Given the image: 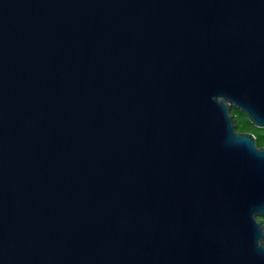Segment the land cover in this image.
<instances>
[{"label":"water","instance_id":"1","mask_svg":"<svg viewBox=\"0 0 264 264\" xmlns=\"http://www.w3.org/2000/svg\"><path fill=\"white\" fill-rule=\"evenodd\" d=\"M264 0H0V264H264Z\"/></svg>","mask_w":264,"mask_h":264},{"label":"trees","instance_id":"2","mask_svg":"<svg viewBox=\"0 0 264 264\" xmlns=\"http://www.w3.org/2000/svg\"><path fill=\"white\" fill-rule=\"evenodd\" d=\"M248 118V117H247ZM249 122V120H248ZM238 124V130L242 131V132H251L252 134L254 133L253 131H251V125L254 127L255 131H257V134H255L256 138H257V145L258 147H264V129L261 128H257L255 127L251 122L249 123L250 126H246L242 124V121H237ZM258 220L263 224L264 226V217L260 216L258 217Z\"/></svg>","mask_w":264,"mask_h":264},{"label":"rangeland","instance_id":"3","mask_svg":"<svg viewBox=\"0 0 264 264\" xmlns=\"http://www.w3.org/2000/svg\"><path fill=\"white\" fill-rule=\"evenodd\" d=\"M230 112H231V115L234 117V120H235V124H236V126H237V129H238V124H237V121H242V124L243 125H246V126H250V121L248 122V118H247V116L244 114V112H242L240 109H238V108H236V107H234V106H231L230 107ZM251 131H253L255 134H257V131H255V129H254V127L251 125ZM238 131H240V130H238ZM241 132V131H240ZM249 133H251V132H249ZM253 133V134H254ZM254 134V135H255ZM258 217H260V216H258ZM264 217V216H263ZM264 227V226H263Z\"/></svg>","mask_w":264,"mask_h":264},{"label":"flooded vegetation","instance_id":"4","mask_svg":"<svg viewBox=\"0 0 264 264\" xmlns=\"http://www.w3.org/2000/svg\"><path fill=\"white\" fill-rule=\"evenodd\" d=\"M236 125V124H235ZM236 128H237V126H236ZM237 131H238V129H237ZM238 132H240V131H238ZM242 132V131H241ZM249 133V132H248Z\"/></svg>","mask_w":264,"mask_h":264}]
</instances>
